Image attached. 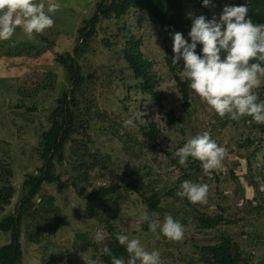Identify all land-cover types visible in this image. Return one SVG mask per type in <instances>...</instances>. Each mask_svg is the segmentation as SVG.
Here are the masks:
<instances>
[{
  "label": "rangeland",
  "instance_id": "374dc122",
  "mask_svg": "<svg viewBox=\"0 0 264 264\" xmlns=\"http://www.w3.org/2000/svg\"><path fill=\"white\" fill-rule=\"evenodd\" d=\"M101 1L53 0L61 8L49 14L51 28L29 39L18 27L10 40L0 41V221L23 202L28 180L42 176L43 135L62 121L56 115L60 100L68 94L73 102L70 136L46 172L59 182L44 183L23 211L20 264H107L103 249L119 245L117 234L158 251L161 264H219L204 248L224 238L238 247L233 251L238 264H264V124L249 116L221 118L192 90L186 106L167 65L172 34L145 10L103 19L84 40L81 32ZM114 1L120 0L105 3ZM226 5L210 0V6L194 10V18L218 19ZM132 39L156 76L152 95L142 91L126 61ZM77 48L83 82L73 87L59 57L74 56ZM255 92L264 101V84ZM170 116L176 118L172 124ZM129 118L135 127H124ZM203 132L227 155L215 170L216 182L201 183L209 186L207 203L192 204L176 193L187 180L181 173L192 174L199 165L189 159L181 166L174 153ZM195 177L190 175L198 183ZM233 185L234 194L223 195ZM113 186L115 193L90 199L94 190ZM240 198L247 201L243 208L236 206ZM149 199L157 204L154 216ZM145 215L161 224L171 215L184 226L183 239L170 241L162 234L157 239ZM98 230L105 237L100 244L94 240ZM11 240L0 231V248Z\"/></svg>",
  "mask_w": 264,
  "mask_h": 264
},
{
  "label": "clouds",
  "instance_id": "9594fccd",
  "mask_svg": "<svg viewBox=\"0 0 264 264\" xmlns=\"http://www.w3.org/2000/svg\"><path fill=\"white\" fill-rule=\"evenodd\" d=\"M203 6H210V0H203ZM60 8L53 0L47 6L44 0H0V41L10 40L18 27L29 39L42 34L54 25L49 14ZM248 12L246 4L226 5L218 19L213 16L208 20L204 15L193 18L188 33L190 43L181 32L172 34V64L183 61L181 78L221 118L240 120L249 116L257 124H264V101L255 92L264 84V23H254ZM197 45L202 46L201 54H197ZM124 127H135L133 118L125 120ZM174 155L185 167L189 158L199 161L204 174L209 175L222 167L227 152L208 132H203L189 139ZM180 189L176 195L192 204L207 203V184L186 180ZM142 219L157 239L160 234L170 241L184 237V226L171 215H166L162 224L147 215ZM104 239L103 231L98 230L95 242L100 244ZM116 239L126 249L128 259L116 257L105 246L103 252L111 256L112 264H161L160 253L145 250L138 239H129L125 234H117Z\"/></svg>",
  "mask_w": 264,
  "mask_h": 264
},
{
  "label": "trees",
  "instance_id": "16d2710c",
  "mask_svg": "<svg viewBox=\"0 0 264 264\" xmlns=\"http://www.w3.org/2000/svg\"><path fill=\"white\" fill-rule=\"evenodd\" d=\"M226 2L229 6L246 4L249 10L248 15L252 21L254 23H264V0H226ZM202 5V0H120L114 1L111 4H106L105 0H102L97 5L93 18L83 28L81 37L84 40L92 37L97 31L98 24L103 19H109L112 16L121 18L132 9H142L151 16L160 28L166 29L170 34H173L174 32H181L187 40L189 38L188 33L191 30L193 18L195 16L194 10L201 8ZM137 44L138 43L135 39L128 41L125 50V58L130 65L135 78L142 82V91L146 94L152 95L156 92V76L151 71V63L145 59L142 53H140L137 48ZM201 48V45H197V54H201ZM74 54V56L63 55L59 57V62L66 70L70 85L73 87L79 86L83 82V77L80 73L78 63L80 58V48H77ZM172 56L173 52H169L167 65L175 77L179 90L183 96L184 104L189 106L191 89L188 87V82L179 76V73L182 71L183 63L180 61L179 64L173 66ZM72 104L73 102L69 99L68 94L64 96V99L60 100V109L56 115L60 116L62 121H54L50 131L43 135L39 148L40 157L44 163L42 169L40 170L42 176L31 177L28 180L27 184L30 185V190L23 202L17 206L13 215L7 216L0 221V231L10 233L12 238L9 245L0 248V264L21 263L23 251L20 239L23 211L26 209L29 201L38 195L44 183L53 184L59 182V179L48 176L46 172L49 171L53 161L60 156L63 145L66 139L70 136L72 124ZM175 121V116H170L169 123L172 124ZM195 165H199L198 169L195 170L196 172H194L195 176L204 173L199 161H195ZM185 177H190V175H186ZM117 189L118 187L113 186L110 188L94 190L90 199H102L115 193ZM147 201L151 215H153L156 211L157 204L153 202V199H149ZM206 222L208 223V221ZM237 249L238 247L229 238H224L221 243L214 245L213 247L204 248L205 251L212 254L213 259L219 264H238L235 259V254H233V251H236ZM110 250L112 254L118 258L123 257L125 260L128 258L126 249L120 244ZM104 259L107 264H112L111 256L104 255Z\"/></svg>",
  "mask_w": 264,
  "mask_h": 264
},
{
  "label": "built area",
  "instance_id": "2783aa9c",
  "mask_svg": "<svg viewBox=\"0 0 264 264\" xmlns=\"http://www.w3.org/2000/svg\"><path fill=\"white\" fill-rule=\"evenodd\" d=\"M191 162H194V163H195L194 160H191ZM194 171H195V170H194ZM194 171H192L191 173H192V174H195V173H193ZM256 171H257V169H256ZM195 172H196V171H195ZM181 175H182V178H185V179H187L188 181H192V180L190 179V177H185L186 175H191V174H186V173L182 172ZM204 176H205V177H204ZM224 177H227V173H226V172H224ZM208 180H213V181L216 182V171H215V170L212 171V173L209 174V175H205L204 173H202V174H200V175H197V180H196V182L198 181V183L201 184L202 182H205V181H208ZM192 182H193V181H192ZM214 184H215V183H214ZM233 186H234V187H233L232 189L230 188L229 190H225L224 193H223V195H225V196L233 195L234 192H235V186H236V185H233ZM216 200H218V199L216 198ZM246 204H247V201H246L245 198H240V199H238V200L236 201V206H237V207H240V208H243Z\"/></svg>",
  "mask_w": 264,
  "mask_h": 264
}]
</instances>
